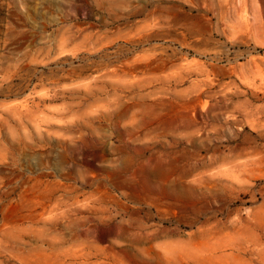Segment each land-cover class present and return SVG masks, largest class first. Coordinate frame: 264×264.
<instances>
[{"label": "rangeland", "instance_id": "1", "mask_svg": "<svg viewBox=\"0 0 264 264\" xmlns=\"http://www.w3.org/2000/svg\"><path fill=\"white\" fill-rule=\"evenodd\" d=\"M0 264H264V0H0Z\"/></svg>", "mask_w": 264, "mask_h": 264}]
</instances>
